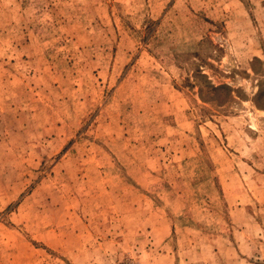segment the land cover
I'll return each instance as SVG.
<instances>
[{"label":"rangeland","instance_id":"374dc122","mask_svg":"<svg viewBox=\"0 0 264 264\" xmlns=\"http://www.w3.org/2000/svg\"><path fill=\"white\" fill-rule=\"evenodd\" d=\"M0 264H264V0H0Z\"/></svg>","mask_w":264,"mask_h":264}]
</instances>
